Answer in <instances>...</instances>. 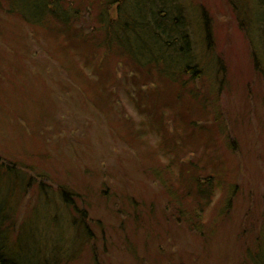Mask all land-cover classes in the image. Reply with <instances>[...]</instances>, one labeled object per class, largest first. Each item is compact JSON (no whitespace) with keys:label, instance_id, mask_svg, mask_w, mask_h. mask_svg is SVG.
I'll return each instance as SVG.
<instances>
[{"label":"rangeland","instance_id":"1","mask_svg":"<svg viewBox=\"0 0 264 264\" xmlns=\"http://www.w3.org/2000/svg\"><path fill=\"white\" fill-rule=\"evenodd\" d=\"M121 1L58 4L100 42ZM177 1L195 76L0 0V156L34 180L12 232L31 264L264 260V0Z\"/></svg>","mask_w":264,"mask_h":264},{"label":"trees","instance_id":"2","mask_svg":"<svg viewBox=\"0 0 264 264\" xmlns=\"http://www.w3.org/2000/svg\"><path fill=\"white\" fill-rule=\"evenodd\" d=\"M52 1L56 3L53 4L54 6L50 4L51 0H13L12 3L9 0V7L11 6L13 12L21 13V17L35 26L50 25L49 17L54 18L55 22H67V27L62 31L71 34L68 33L72 29L70 15L62 9L58 0ZM116 1L119 2V0ZM132 1L122 0L120 2V15L118 18L116 17L115 25L107 22L110 27L106 30V36L102 41L97 42L99 38L95 39V35L88 32L78 35V38L71 34L68 39H77L83 43H96L100 45L99 47L102 44L107 48L122 50L140 65L153 63L157 67L164 66L159 70L167 74L169 78H171V73L179 72L177 70L181 67L182 70L195 76L198 70L195 69L196 66L192 65L195 60L189 54L192 51L191 36L187 23L184 21L185 8L180 6L177 0H134L133 3ZM110 3L113 4L112 1ZM11 10L8 12L12 13ZM113 26H117L119 29L112 30ZM219 64L221 66V63ZM87 69L89 70V68ZM79 78L82 79L80 74ZM11 162H6L0 156V176L2 180L3 177H6L5 181L7 182L2 186L4 180L0 181V264H31L32 257L27 252L28 249L25 250L12 243V232L16 223L15 211L25 192L24 190L18 191L24 189L23 185L26 181L34 182V180L30 177L26 178V173L29 170H22L18 164ZM21 175L24 176L22 179ZM13 179L20 180L22 185L11 184L9 181L13 182ZM5 188L6 192L3 191ZM204 191L205 189L203 193ZM64 193L66 194L67 191ZM12 203L16 205L11 206ZM85 217L86 214L82 213L80 219L84 220ZM84 233V238L85 236L87 239L91 238L87 228H84ZM257 256L259 257L260 254ZM259 258L256 260V264H264V260ZM32 264L35 262L33 261ZM46 264H50V262L46 260Z\"/></svg>","mask_w":264,"mask_h":264},{"label":"bare ground","instance_id":"3","mask_svg":"<svg viewBox=\"0 0 264 264\" xmlns=\"http://www.w3.org/2000/svg\"><path fill=\"white\" fill-rule=\"evenodd\" d=\"M114 23H115V20H114Z\"/></svg>","mask_w":264,"mask_h":264}]
</instances>
